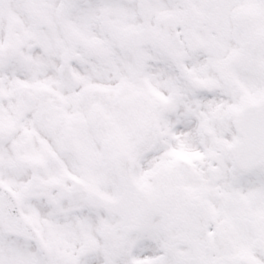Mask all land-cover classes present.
Instances as JSON below:
<instances>
[{"label": "rangeland", "instance_id": "374dc122", "mask_svg": "<svg viewBox=\"0 0 264 264\" xmlns=\"http://www.w3.org/2000/svg\"><path fill=\"white\" fill-rule=\"evenodd\" d=\"M176 1L187 6L184 0H151L145 5L136 0H88L87 6L84 1L82 14L76 10L68 15L84 43L70 46L67 40L62 52L53 48L48 53L40 50L33 60L28 33L35 18L24 8L23 0H0V93L25 92L27 84L32 88L31 75L37 67L41 72L49 71L48 80L40 79L51 81L49 92L59 91L56 97L33 101L26 94H9L19 98L15 100L18 108L3 123L1 119L5 116L0 113V131L4 135L10 126L14 127L11 119L25 108L44 114L41 122L44 124L51 125L61 119L68 125L67 134L79 144L83 156L82 164L69 155L62 156L65 174L69 177L80 173L89 180L96 178L100 185L112 181L116 154L128 152L134 160L136 180L140 182L142 177V185L152 199L141 230L129 237L137 246L134 257L127 255L128 248L125 249L123 257L130 261L140 260L142 246V253L147 250L154 253L147 257L157 264H167L172 250L177 256L172 257L173 264H211L213 258L225 254L243 255L255 264H264V165L250 170L236 166V148L242 136L234 127L237 115L229 110V104L242 108L245 99L256 101L264 95V11L259 18H250L254 16L250 14L233 16L229 19L230 26H225L222 19L215 26L211 23V28L214 27L211 31L215 33L210 37L205 35V41L211 43L206 51L210 53L209 63L181 67L183 60L176 58L175 52L171 55L162 52L160 38L155 36L162 29L159 25L162 13L182 10L175 7ZM25 18L27 25L21 22ZM16 21L21 23L22 30H14V34L17 33L25 50L7 54L6 34L10 23ZM110 24L117 26L115 31ZM122 29L136 35L133 44L117 41V31ZM225 30L226 35H216ZM38 31L37 38L43 45L47 42L43 36L45 30ZM140 35L142 40L144 36L149 40L142 42L138 39ZM71 47H76L74 52L69 51ZM153 48L157 57L155 67L144 66L139 58L149 57ZM182 50L179 46V53ZM235 53L240 55L243 65L230 64L228 59ZM64 54L72 55L74 62L65 64ZM225 75L227 79L223 78ZM200 76L218 82L219 89L210 92L209 99L197 96L193 80ZM233 83L248 94L233 93ZM29 102L31 105L27 107ZM176 102L182 106L175 110ZM1 108L5 110L4 106ZM59 109H63L62 117ZM34 110L29 113L34 114ZM28 116L23 117L19 130L38 140V131L45 129L46 148L53 152L49 143H55L54 130L39 127L35 117L27 121ZM1 143L0 160H10L15 156L14 148ZM27 154L25 151L20 155L27 158ZM215 164L222 170L218 182L210 176ZM9 173L21 177L20 172L18 175L9 169ZM187 200L194 201L214 220L209 232L214 238L215 253L206 247L205 233L192 234L173 219V207ZM98 219L100 228L106 219L100 213ZM114 225L115 233L111 236L123 237L117 218ZM99 232L103 235L104 228ZM98 246L102 247L103 243L100 241ZM121 246L116 245L118 255L121 250L117 248ZM158 251H168L167 258H160ZM97 255L103 252L99 250Z\"/></svg>", "mask_w": 264, "mask_h": 264}, {"label": "flooded vegetation", "instance_id": "af4514ba", "mask_svg": "<svg viewBox=\"0 0 264 264\" xmlns=\"http://www.w3.org/2000/svg\"><path fill=\"white\" fill-rule=\"evenodd\" d=\"M23 1L25 3L24 8L35 18L32 24L33 26L30 29L31 33H28L32 46H29V49L33 52V60H35V57L41 52L40 50L48 53L51 48H53L56 52H62L61 47L66 48L67 40L70 46H75L76 44L82 45L84 43V41L79 38V33H77L74 26L69 22L68 15L76 10L80 11L84 1H86L85 4L87 6L88 0ZM117 1L121 2V0ZM136 1L138 4H147L142 0ZM183 3L187 4L185 7V28L191 29L199 37L202 41V46L199 50L192 52L187 49L184 40L178 38L170 48L161 46V49L163 48L165 52L170 55L175 52V57L182 58L183 60V62H181V67L183 63H188L191 68L202 64L207 65L209 63L210 53L206 51L211 48V43L210 41H205V35L210 37V35L215 33L214 30L211 31V29H214V27L211 28V23L215 26L219 20L222 19L225 26H230L229 19H233V16L239 17L240 15L250 14L254 15V18H259L260 14L264 11V0H206V3H204V0H184ZM207 3L211 5L205 7L204 4ZM175 7L177 9L183 8L177 1ZM104 10L108 13L106 8ZM31 16L29 18H31ZM21 22L27 25L28 20L25 18ZM109 26L112 30L116 28L115 24H110ZM144 26L146 28L150 27ZM20 28L21 23L19 21L10 23L9 32L6 34L8 40L4 46L5 50H7V54L13 51L19 52L25 50V47L20 44L21 40L17 38V33L14 34V30L19 31ZM40 29L45 30L43 36L47 42L43 45L40 39L37 38L39 34L38 30ZM153 29L154 28H152V30ZM226 32L225 30L220 34L216 33V35H221L222 33L226 35ZM160 34L161 31L159 30L155 36L159 37ZM27 40L28 38H26V41ZM140 40L142 41V36ZM147 40H149V37L144 36L143 41L146 42ZM129 41H131L130 37ZM179 42V46H182L187 53H179ZM150 46L152 47V45ZM217 47H221L220 43H217ZM75 48L76 47H71L69 51L74 52ZM153 52L154 48L151 55L143 60L144 65L155 67ZM237 55L238 56L233 59L235 67L243 64L240 62L241 59H239V54ZM62 57L63 62L66 63V55L64 54ZM38 69L39 67H37L31 75L32 78L30 83L32 88L27 84L28 89L25 92H19L17 88H15L17 92L6 93V95L0 93V113L5 116L1 119V123H3L4 119L8 118L6 116L13 117L12 110L18 108V102L15 100L19 98L8 96L9 94H26L31 101L46 99L51 95L56 97V95L59 94V91L56 90L53 93L49 92L48 83L51 81L43 82L40 80H48L49 71L44 73ZM180 70L181 68H179V71ZM146 72L147 69L144 74H146ZM205 72L206 70H204V73ZM58 76L61 78L60 75ZM54 78H56V76ZM223 78L227 79L226 76ZM200 79H204V76H200ZM197 96H199V99L203 97L209 99L210 97L209 91H198ZM30 105L31 102L28 103L27 107ZM1 106H4L5 110H3ZM31 110L34 109L25 108L18 112L16 115L17 118L15 117L14 120L11 119V121L14 122V127L10 126L4 135L0 131V142H5V147L12 145V148H15L14 157L12 156L10 160H0V181L9 187L11 186L25 219L30 221L41 232L42 236L41 238L36 236H33V238H26L11 234L5 229L4 222L0 221V264H131L126 257H123L125 256V249L128 246L125 245L128 236L121 235L123 237L120 238L111 236L115 233V219L117 218L121 222L120 217L104 207H97L90 204L87 199L88 192L90 191H95L106 198H121L122 193L120 194V186L118 187L116 181L114 183L115 177L106 185L98 184L99 181L96 178L90 177V180L83 178L80 173L76 175L78 177L77 180L74 178L70 179V177L65 174L61 162L62 156L65 157L67 155V147L71 145V135L67 134L68 125L63 123L61 119H59L58 122H52L51 125L41 123L44 120V114L39 110H34V114L31 115V113H29ZM59 113L62 117L63 109H59ZM27 114H29L27 121L31 119V117H35L37 122H39V127L46 126L48 130H54L53 133L55 136L53 137L55 143H49L53 152L46 148L48 147V142L45 141L47 139L45 129L43 131H38L37 128L34 127V130L40 133L38 140L34 139L35 137H28L19 130L23 125L21 124V122L24 121L23 117ZM189 116H184V118ZM57 129H59V131H56ZM56 132L58 134H56ZM42 138H44V140H42ZM0 145H3V143ZM25 151L28 153L26 155L28 156L27 158L21 156ZM68 154L73 157L72 154ZM13 159H15L14 162L11 161ZM9 169L17 174L20 172L21 177L12 176V174L9 173ZM118 183L120 185V182ZM50 188H53V192L47 195L50 193ZM115 188L119 191L117 194H115ZM36 191L39 193L38 196L32 194V192ZM88 212H90V214H88ZM98 213L106 219V221H104L105 224L100 227L101 229L104 228V234L101 232L103 235H100L99 232ZM85 228L84 234L82 231ZM100 241L103 243V246L99 248L97 244ZM115 244L118 246L122 245L121 248H117L121 250L120 255L116 252ZM107 249H109V251ZM89 250L90 253H87ZM99 250L103 252V255H97ZM175 252L176 251H174L173 254L171 253L170 260L174 257ZM149 254L154 255L151 250L142 253L141 246L138 264H157L156 261H152L151 258L147 257ZM157 254L160 256L167 255L168 253L158 251Z\"/></svg>", "mask_w": 264, "mask_h": 264}, {"label": "water", "instance_id": "95a60500", "mask_svg": "<svg viewBox=\"0 0 264 264\" xmlns=\"http://www.w3.org/2000/svg\"><path fill=\"white\" fill-rule=\"evenodd\" d=\"M238 129L244 135V142L239 145L238 152V163L242 167H249L264 161V102L258 105L249 106L241 115L238 122ZM118 165L120 169V174L123 177V186L124 188L130 191L127 196L124 206L118 205V210L122 214H128V217L135 222H138V217L135 216L134 212V200L138 198L140 193L129 179L130 164L128 158L124 154L118 156ZM3 189V188H2ZM2 193V202L1 206L9 204V198L6 196L4 190H0V196ZM91 198V197H90ZM92 199V198H91ZM103 205H111L112 203L107 202L106 200L100 201ZM147 202H142V212L146 209ZM186 211V208L179 206L175 209L174 214L177 218L181 219L186 226H195L192 225V221H187L183 216ZM197 223L199 224V229L205 228L207 221L206 218L202 215L197 216ZM215 264H246L241 262L239 259H221L216 261Z\"/></svg>", "mask_w": 264, "mask_h": 264}]
</instances>
